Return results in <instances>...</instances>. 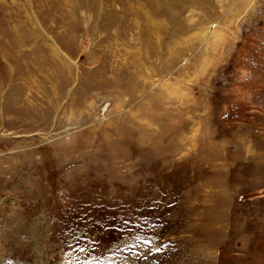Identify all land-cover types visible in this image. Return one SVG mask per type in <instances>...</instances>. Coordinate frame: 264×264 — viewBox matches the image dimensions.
Here are the masks:
<instances>
[{
	"label": "rangeland",
	"instance_id": "rangeland-1",
	"mask_svg": "<svg viewBox=\"0 0 264 264\" xmlns=\"http://www.w3.org/2000/svg\"><path fill=\"white\" fill-rule=\"evenodd\" d=\"M0 264H264V0H0Z\"/></svg>",
	"mask_w": 264,
	"mask_h": 264
},
{
	"label": "crops",
	"instance_id": "crops-1",
	"mask_svg": "<svg viewBox=\"0 0 264 264\" xmlns=\"http://www.w3.org/2000/svg\"><path fill=\"white\" fill-rule=\"evenodd\" d=\"M232 143H235V141H232ZM231 144V143H230ZM234 148V147H233ZM235 149V148H234ZM256 175V174H255Z\"/></svg>",
	"mask_w": 264,
	"mask_h": 264
}]
</instances>
